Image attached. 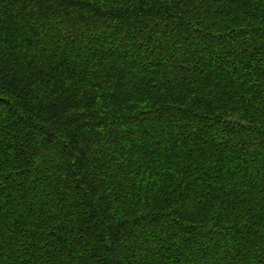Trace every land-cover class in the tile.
<instances>
[{"label":"trees","instance_id":"16d2710c","mask_svg":"<svg viewBox=\"0 0 264 264\" xmlns=\"http://www.w3.org/2000/svg\"><path fill=\"white\" fill-rule=\"evenodd\" d=\"M0 264H264V0H0Z\"/></svg>","mask_w":264,"mask_h":264}]
</instances>
